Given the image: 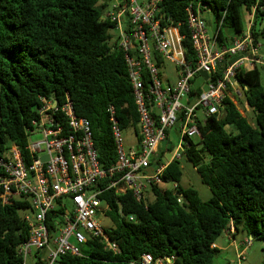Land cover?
<instances>
[{
	"label": "trees",
	"instance_id": "1",
	"mask_svg": "<svg viewBox=\"0 0 264 264\" xmlns=\"http://www.w3.org/2000/svg\"><path fill=\"white\" fill-rule=\"evenodd\" d=\"M107 1L0 0V153L14 144L28 162V129L38 117L40 97L61 105L68 96L76 115L90 123L97 159L104 169L117 161L109 105L115 108L122 132L131 128L137 136L138 117L123 53L113 48L112 24L101 18ZM263 3L161 0L159 14L179 24L185 57L194 60L186 27L188 6L200 10L223 40L243 32L252 8ZM206 15L214 19L208 21ZM218 20H222L220 26ZM262 20L264 12L257 11L251 26L254 43L264 44ZM260 74V67L255 66L236 76L252 121L227 98L219 114L198 122L200 138L190 139L181 156L208 186L211 196L207 200L193 187L180 185L181 158L173 159L142 200L130 191L101 194L109 207L105 215L113 222L104 231L118 252L89 238L81 256L64 255L59 263L131 264L148 253L154 259L175 255V264H212L219 252L214 243L232 226L236 233L262 242L264 264V89ZM169 144L164 143L168 149ZM171 151L159 150L154 163L165 162L164 154ZM168 182L176 184L175 189L165 187ZM148 192L153 195L150 201ZM29 207L23 198L9 204H2L0 198V264H19L17 248L29 235L21 212Z\"/></svg>",
	"mask_w": 264,
	"mask_h": 264
},
{
	"label": "built area",
	"instance_id": "2",
	"mask_svg": "<svg viewBox=\"0 0 264 264\" xmlns=\"http://www.w3.org/2000/svg\"><path fill=\"white\" fill-rule=\"evenodd\" d=\"M107 2L101 18L112 24L113 48L123 53L138 117V146L125 151L115 108L109 105L117 161L104 169L97 159L90 123L76 115L68 96L61 105L40 97L38 117L28 129V162L14 144L0 153L1 203L23 198L30 206L23 214L29 235L17 248L19 264H27V258L30 264H60L61 256H81L78 245L83 246L89 238H97L118 252L99 223V216L109 209L101 194L106 190L116 194L130 191L136 200H142L148 187L160 182L167 163L181 158L190 139L200 138L197 111L206 119L220 113L225 99L233 101L240 95L238 71L260 66L264 72L262 46L254 43L251 31L255 13L264 12V3L252 8L243 32L223 40L200 10L188 6L186 27L194 60H187L179 24L159 14L161 0ZM164 60L175 66L177 79L173 84L161 71ZM173 127L177 143L169 144L168 149L164 143ZM35 133L41 138L32 139ZM159 150H172L169 159L160 164L154 163ZM43 156L46 159L42 160ZM128 219L133 220V216ZM227 232H232V226ZM250 245V238H246L236 264L244 259ZM175 262V255L154 259L143 253L131 264Z\"/></svg>",
	"mask_w": 264,
	"mask_h": 264
},
{
	"label": "rangeland",
	"instance_id": "3",
	"mask_svg": "<svg viewBox=\"0 0 264 264\" xmlns=\"http://www.w3.org/2000/svg\"><path fill=\"white\" fill-rule=\"evenodd\" d=\"M207 20L211 21L214 19L213 16L211 15H206ZM264 23V20L261 21ZM210 28V25H209ZM111 35L113 36L111 42L115 40V32L113 30L110 31ZM110 42V43H111ZM262 46V53L264 54V44L262 42L260 43ZM260 67V66H259ZM161 71L164 72L165 77L168 79L170 84H173L176 79H177V73L175 71V66L173 63H171L169 60H164L163 61V66L161 67ZM260 82L261 85L264 89V72L262 68L260 67ZM233 102L236 104L237 108L241 112L243 116H245L249 122L252 121V112L245 102V99L243 97L242 91L240 90V95L233 97ZM197 115L200 119V121L205 120V117L201 113V111H197ZM176 127H173L170 132H169V142L170 144L176 145L177 143V132H176ZM229 129V128H227ZM32 139H39L41 138L40 133H35L34 135L31 136ZM194 142L198 140L197 137H194L192 139ZM122 141L124 145L125 151H129V149H135L138 146V140L136 134L133 132L131 128H127L122 132ZM168 144V142H167ZM170 157V153H166L164 157V161L166 162L168 158ZM180 167L182 171V176L180 179V185L182 187H193L194 189L197 190L199 197L202 200H207L211 196V192L206 184H204L200 178L199 175L196 172V169L192 166V164L187 161L184 157H182L180 160ZM165 187L171 189L172 188V182H168L164 185ZM153 199V195L148 192L147 195V200L150 201ZM26 213V211H22L21 214L23 215ZM99 223L102 226L103 229H109L113 226V222L111 218L107 215H101L99 216ZM246 236L242 232H237L235 234L234 240L236 243H241V249L243 248V241L246 239ZM249 238V237H248ZM251 240V245L246 249L245 251V259L242 261V264H261L262 262V242L257 240V239H250ZM216 243L221 245V246H226L228 244V241L226 240V237H224L223 234H221L217 240ZM84 246V245H83ZM83 246L78 245V248L83 251ZM228 249H231L228 248ZM225 250L218 252L216 256L213 259L212 264H236L237 260L234 257L232 251H228V255H225ZM27 264H30V258H27L26 260Z\"/></svg>",
	"mask_w": 264,
	"mask_h": 264
},
{
	"label": "crops",
	"instance_id": "4",
	"mask_svg": "<svg viewBox=\"0 0 264 264\" xmlns=\"http://www.w3.org/2000/svg\"><path fill=\"white\" fill-rule=\"evenodd\" d=\"M161 151V150H160ZM166 155V153L164 154V156ZM169 159V158H168ZM235 234H236V231H234L233 227H232V232L231 233H228V232H224L223 235L224 237H226V240L228 241V244H226V246H221L219 244H217L216 242L214 243V246L219 250V252L221 251H224L225 250V255H228V251H232L234 257L236 258L237 260V254L238 252H240L242 249L240 248L241 247V243H236V241L234 240V237H235ZM246 238V237H245ZM231 249H228L230 248ZM244 259H245V256H244ZM243 259V260H244ZM242 260V261H243ZM242 261L240 262V264H242Z\"/></svg>",
	"mask_w": 264,
	"mask_h": 264
},
{
	"label": "water",
	"instance_id": "5",
	"mask_svg": "<svg viewBox=\"0 0 264 264\" xmlns=\"http://www.w3.org/2000/svg\"><path fill=\"white\" fill-rule=\"evenodd\" d=\"M42 160L46 159V156L41 157ZM251 239V237H249Z\"/></svg>",
	"mask_w": 264,
	"mask_h": 264
}]
</instances>
